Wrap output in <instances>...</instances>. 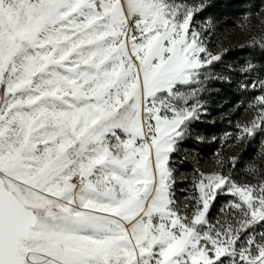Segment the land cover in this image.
<instances>
[{"label":"snow or ice","instance_id":"6c2138e0","mask_svg":"<svg viewBox=\"0 0 264 264\" xmlns=\"http://www.w3.org/2000/svg\"><path fill=\"white\" fill-rule=\"evenodd\" d=\"M204 7L0 0V264H264V182L201 173L191 217L172 191L221 59L190 31ZM244 87L259 95L241 141L264 133V79ZM220 192L234 211L213 224Z\"/></svg>","mask_w":264,"mask_h":264},{"label":"rangeland","instance_id":"374dc122","mask_svg":"<svg viewBox=\"0 0 264 264\" xmlns=\"http://www.w3.org/2000/svg\"><path fill=\"white\" fill-rule=\"evenodd\" d=\"M186 2L205 5L194 15L190 31L194 29L200 32L206 37L208 52L221 56L219 61L211 64L220 63L214 76L206 75L200 87V117L189 123L186 135L176 145L167 165L175 178L172 191L176 206L181 215L191 217L196 204L194 198L198 196L196 182L201 173H221L230 176L239 185H258L264 182V133H257L243 141L238 139L239 126L250 123L258 112V108L252 105L259 91L244 86L264 79V58L261 60L247 52L249 46L264 48L261 46L264 44V0ZM229 6L233 9L230 14L227 12ZM201 57L205 58V54H201ZM211 65L201 69L203 75V70ZM249 65L254 66L250 71ZM227 85L233 86L234 100L224 92L228 89ZM194 121H216L223 126H220L217 134L201 137L202 131L198 132L191 126ZM195 135H199V138H195ZM186 136L192 139L188 143L195 148L183 146ZM206 140L215 145L210 155H204L196 142ZM177 149H180V153L175 157ZM232 158H236L234 165ZM234 199L230 194L220 192L211 205L207 219L216 224L218 220L228 218L229 212L234 211L229 207ZM257 231H264V228L258 227Z\"/></svg>","mask_w":264,"mask_h":264},{"label":"trees","instance_id":"16d2710c","mask_svg":"<svg viewBox=\"0 0 264 264\" xmlns=\"http://www.w3.org/2000/svg\"><path fill=\"white\" fill-rule=\"evenodd\" d=\"M232 10L233 9L230 6L227 8V12L229 14L232 12ZM247 52L253 53V56H257L261 60L264 58V48L262 49V48H259L257 46H249L248 49H247ZM219 67H220V63H215V64L211 65L210 67L204 69L203 70V72L205 73L204 78L206 77V75L208 77H213L214 76V72H216V70ZM227 88L228 89H226L224 91L225 94L228 96V98L234 100L235 92H234L233 86L227 85ZM191 126H192V128H195L194 130H198V132L202 131V133L200 134L201 137H202V136H213V135L217 134L219 132V130H220V126H223V124L217 123L216 121L213 122V123L206 122V121H202V122L194 121L193 123H191ZM195 136H196L195 138H197V139L199 138V135H195ZM191 141H192V139H190L189 136L188 137L186 136V139L184 141L185 143L183 142V146L184 147H188V148H195L192 145H190V143H188V142H191ZM196 142H197V145L200 146V149L203 150L202 152H203L204 155H210L215 150V145L212 144V142H208L207 140L205 142H202V143H200V141H196ZM179 153H180V149H177V151L175 152L174 156L175 157L178 156ZM186 170H189V169H186Z\"/></svg>","mask_w":264,"mask_h":264}]
</instances>
